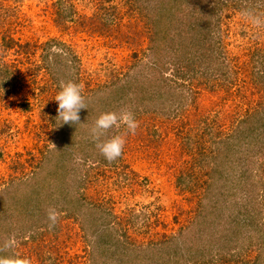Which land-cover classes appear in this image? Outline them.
I'll return each mask as SVG.
<instances>
[{"label":"rangeland","instance_id":"374dc122","mask_svg":"<svg viewBox=\"0 0 264 264\" xmlns=\"http://www.w3.org/2000/svg\"><path fill=\"white\" fill-rule=\"evenodd\" d=\"M245 13L264 21V0H0V257L264 264V149L251 176L235 153L215 170L264 105V23ZM69 80L77 126L57 120ZM122 110L140 126L101 138L127 133L109 162L90 129Z\"/></svg>","mask_w":264,"mask_h":264},{"label":"clouds","instance_id":"9594fccd","mask_svg":"<svg viewBox=\"0 0 264 264\" xmlns=\"http://www.w3.org/2000/svg\"><path fill=\"white\" fill-rule=\"evenodd\" d=\"M252 18L253 23L261 25L264 23L259 17H251V14L245 13ZM58 103L57 120L63 125L77 126L81 124L80 112L82 109H88L85 97L83 95V85L74 81L61 82L60 91L56 94L55 99ZM121 125L125 126L127 133L136 134L140 124L135 118L134 113L127 110L120 112L110 111L102 113L90 129L94 138L96 147L100 154L109 162L120 158L126 145V134L115 135L110 139L101 141V138L112 129H119ZM49 219L52 222L50 226H55L58 220V214L54 210L49 211ZM0 264H27V261H20L12 257H0Z\"/></svg>","mask_w":264,"mask_h":264},{"label":"trees","instance_id":"16d2710c","mask_svg":"<svg viewBox=\"0 0 264 264\" xmlns=\"http://www.w3.org/2000/svg\"><path fill=\"white\" fill-rule=\"evenodd\" d=\"M14 43V40L10 39L8 42L5 43V46L9 47ZM3 74L5 77H8L10 74V69L6 65L2 68ZM163 78V77H161ZM257 78L260 82L259 87L257 86V83L254 84V91L255 93L260 92V90H264V69L257 74ZM164 84L167 82L165 79L161 80ZM163 84V85H164ZM262 96V95H260ZM264 97V95L262 96ZM254 118L255 121H260L257 123L256 128L254 127L253 123L249 125L247 121H249L250 118ZM251 118V119H252ZM242 124H244V130L237 131L235 135H233L234 141H236V144L229 145L225 149L220 150V155L223 154V158L215 159L216 160V169L218 166H223L224 163H227V167L232 165V155L233 153L236 154V158L238 157L239 160H242L244 165H246V169L242 173H248L250 176V164L254 163V153L256 151H259L260 149H264V105L257 111L254 112L253 116L251 114H248L247 117H244V119L241 120ZM247 129V130H246ZM224 141H221L223 143ZM258 148V150H257ZM231 155V156H230ZM222 156V155H221ZM219 158V155H218ZM218 161V163H217ZM222 161V162H221ZM261 171H263V166L260 168ZM243 174V175H244ZM241 174L240 177H243ZM223 208V207H222ZM262 234L257 235L258 240H264V233L261 231Z\"/></svg>","mask_w":264,"mask_h":264}]
</instances>
